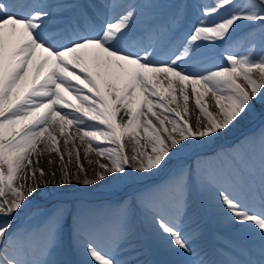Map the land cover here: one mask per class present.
<instances>
[{
	"label": "snow or ice",
	"instance_id": "obj_1",
	"mask_svg": "<svg viewBox=\"0 0 264 264\" xmlns=\"http://www.w3.org/2000/svg\"><path fill=\"white\" fill-rule=\"evenodd\" d=\"M68 7L78 9L76 20L63 30L51 27L54 15ZM101 8L107 15L98 25ZM145 8L155 12L143 35L135 36ZM165 8L175 12L163 19ZM184 9L122 0L83 6L0 0V264H131L99 244L107 238L133 251L138 224L166 254L191 255L200 231L198 197L259 237L260 258L247 264H264V128L258 164L253 155L227 177L181 167L102 218L78 213L69 225L60 205L38 228L13 226L41 187L159 175L174 160L200 157L258 106L264 116V0H212L200 7L183 42L169 47ZM243 21L252 23L253 33L258 23L261 50L253 40L243 52L226 51L223 64L194 70L201 49L234 44ZM92 153L107 163L87 159ZM82 155L98 166L91 178ZM44 156L47 171L40 166ZM186 219L196 232L185 231ZM81 252L86 259H72Z\"/></svg>",
	"mask_w": 264,
	"mask_h": 264
},
{
	"label": "rangeland",
	"instance_id": "obj_2",
	"mask_svg": "<svg viewBox=\"0 0 264 264\" xmlns=\"http://www.w3.org/2000/svg\"><path fill=\"white\" fill-rule=\"evenodd\" d=\"M59 1L61 0H54L52 4H57L59 3ZM62 1H64V3L62 4L74 5V2L76 0ZM94 2L95 5H105L112 2V0H94ZM122 2H134L137 4L145 5H150L152 3L185 5L183 17L187 16L186 21H188V24H183V26L185 27L186 33L182 31L183 27L179 24L175 30L174 35L167 41L168 46L172 47L183 42V40L192 30L193 25L197 21V18L200 16V7L206 4H211L212 0H122ZM53 11L55 12L56 10ZM72 11H74V8L68 7L62 12L56 13V15L66 17L67 15H70ZM100 12L105 16L107 15V9L101 8ZM154 12L155 10L151 8L143 9V15L138 19L136 23V30L134 32L135 36L143 35L144 29L146 27L145 21L150 18L154 14ZM174 12V8H165L160 10V14L163 19H166L168 15ZM239 23L242 24V27L239 28L233 35H236L235 37H237L238 39L234 44L228 46L231 50L223 49L220 46L221 44H223V42H217L216 46L209 45L206 48H202L197 59L194 61V64L196 65L194 70L203 71L205 68L213 67L217 64H223V56L226 51L243 52L249 48L250 43L253 41V38L250 40L244 39L241 37L242 34L240 33L244 32V29H246L251 22L243 21ZM255 40L254 41L257 44L256 51L258 53L261 49L259 47V41L257 37H255ZM240 82L243 83V81ZM210 110H214V108H211ZM262 128H264V121L261 124L257 125L250 132H242L241 135H238L239 131H236L233 134L229 133L228 135L219 139L215 144L211 145L208 149L204 150V153L200 157H185L182 159L174 160L172 164L169 165L168 169H166L159 175H154L153 178H147L145 173H133L132 179L120 183L113 182L112 187H110L108 190L109 194L102 199H97L96 201L88 200L82 196L65 198V200H61L53 197H46L44 196L45 193L43 191H40V195L44 197L35 198L36 203L33 198H29L31 204L29 205L28 209L24 210L23 219L18 225L27 229L38 228L44 223L47 216L57 206L60 205H63L66 208V211L68 213L69 225H71L72 218L78 213L82 214V216L84 217L95 216L102 218L110 212L111 206L124 199L135 196L139 191L143 189L164 183L172 174V172L181 167L192 169L193 172L199 170L201 174L215 172L221 177H227L229 175L223 169H220V167L224 164H230L234 161V167H238L239 164L241 167L249 163V158L253 155H255L256 163L258 164L259 150L256 149L257 146L254 144L258 145V138ZM246 133L250 134V138L240 141V138L243 137V135ZM250 141H255V143H249ZM102 146L111 147L112 145ZM130 147L131 145H127L126 151L130 150ZM237 157H239V161ZM234 167L229 168L231 174ZM115 190L119 191L120 195H116L114 193ZM203 204H205V201L200 198L199 204H197V217L200 231L196 233L195 243L193 244L194 252L191 255L177 256L166 254L147 234V232L143 228V225L140 224H138V227L140 228L139 240L137 241L138 246L133 251L125 250L123 246L116 248L115 243L107 238L102 239L99 246L104 251H113V249H115L114 254L116 255L117 259L129 260L131 261V264H165L166 261H176L178 262V264H199V261H204L205 264H217L213 260L210 261L209 258L211 257V253L218 251L221 246H231V248L236 251V254H234L233 257H240L246 264L249 260H252L245 256L246 253L239 250L237 247H235V245L233 246L231 243H229L231 242L230 240L226 241L223 236L229 234L231 235L229 237L233 239H241V241L245 244V247L250 248L255 252H258L257 243L259 242H244L242 240L244 234L241 236L240 234H234L230 231H226L225 226L231 223L226 218L218 215L216 211L212 212L211 214H208L206 211H202L201 209ZM184 227L186 232H196L197 229L196 224L192 222L188 223L186 221ZM72 259L80 260L86 259V257L81 252V254L79 255H74ZM232 261H235V259L233 258L229 260H223L222 264H230V262Z\"/></svg>",
	"mask_w": 264,
	"mask_h": 264
},
{
	"label": "bare ground",
	"instance_id": "obj_3",
	"mask_svg": "<svg viewBox=\"0 0 264 264\" xmlns=\"http://www.w3.org/2000/svg\"><path fill=\"white\" fill-rule=\"evenodd\" d=\"M26 2L36 3V4H52L53 0H43V1L26 0ZM76 5L82 6V3L79 4L77 2ZM74 16H75V14L68 16V17H64V19H62V20L59 18V16H54L52 23H56L57 20H58V22L63 23L61 25H59V24L56 25L54 28L60 29V30L67 28L69 26V24L74 21ZM205 99L208 101L210 109L213 108L212 107L213 101L210 97V94ZM174 106L175 105H173V107ZM192 106H193V102L190 101V109H192ZM71 131L74 132V129H72ZM81 153H83V146H81ZM52 158L58 159V157H56L55 154H52ZM40 159H41V165L40 166L43 167L45 169V171H47L48 167H49L48 163H47L48 157L44 156V157H41ZM81 159H82V162L84 163L85 169H87L88 176L91 178V176L93 175V170L94 169L97 171L99 170L98 166L95 164H88L87 160L83 157V155L81 156ZM87 159H92V160L99 159L104 163L106 161L103 158L97 157L94 153L90 154V156ZM106 163H107V161H106ZM52 167L55 169V168H58V165H53ZM69 170L75 172V164L69 165ZM59 175H60V173H59V171H57V178H59ZM145 175L147 178L148 177L149 178L154 177V175H151L148 173H145ZM81 179H83V174H81ZM112 185H113V182H112L111 177H109V180H107V181H101L100 183L94 184L91 186H83L82 184L77 183L75 181L72 184L64 185L62 188L61 187H55L52 184H49L46 188L41 187L39 190V194L34 195L33 197H30V198H33V200H35V198H37V197L51 196V195L60 194V193L75 194L78 192H84L87 194H91V193H95V192H108L109 188L112 187ZM40 191H43L45 193V195L41 196ZM198 199H199V197L197 198V204H199ZM201 210L204 212L206 211L208 214L215 212V210L210 208L206 202H205V204H203ZM185 221L188 223H191V220L186 219ZM240 228H241L240 225H233V224H229V225L225 226L226 231H230L231 233H234V234H240L241 236L244 234V237L242 239L244 242H251V243L254 241L259 242V243H257L258 244V252H255L254 250L245 247V244L241 241V239L240 240L233 239V238L229 237V236H231L229 234H226L227 236L224 235L223 236L224 239L226 241L230 240L232 243H234L235 247H237L242 252L246 253L245 256H247V258L252 259V260H258L260 258L258 253H259V249L261 247V241H260L259 237L257 235L252 234V233L241 231ZM212 248H214V247H212ZM233 258L235 259V261H239L240 264H246L240 257H233Z\"/></svg>",
	"mask_w": 264,
	"mask_h": 264
},
{
	"label": "trees",
	"instance_id": "obj_4",
	"mask_svg": "<svg viewBox=\"0 0 264 264\" xmlns=\"http://www.w3.org/2000/svg\"><path fill=\"white\" fill-rule=\"evenodd\" d=\"M182 23V22H181ZM255 27L257 28V31L255 32V33H253V25H252V23H250V25H248L247 26V28L246 29H244L243 31L244 32H242V35H241V37L242 38H245L246 36H248V34L249 33H253L252 34V36L251 37H249L248 39L250 40V39H252L253 38V40H255V37H257V39H258V41L260 40V33H259V30H258V23L255 25ZM236 36V35H235ZM235 36H233V38H234V41H236L238 38L237 37H235ZM256 41V40H255ZM229 45L228 44H225L224 45V47H222L223 49H225V50H231L229 47H228ZM217 52V51H216ZM261 114V110H260V108H259V106L257 107V111H256V113H254L250 118H248L247 120H245V121H242L235 129H233L230 133H235L237 130H239V129H241L242 127H244L245 125H247L249 122H251L253 119H255L258 115H260ZM250 138V134L249 133H246V134H244L243 135V137H241L240 138V141L241 140H244V139H249ZM253 144V143H252ZM254 145H256L257 147V149L259 150V148H258V145L257 144H254ZM250 152V151H249ZM247 155H248V152H247Z\"/></svg>",
	"mask_w": 264,
	"mask_h": 264
},
{
	"label": "water",
	"instance_id": "obj_5",
	"mask_svg": "<svg viewBox=\"0 0 264 264\" xmlns=\"http://www.w3.org/2000/svg\"><path fill=\"white\" fill-rule=\"evenodd\" d=\"M264 121V116H259L257 119H255L253 122H251L249 125L244 127L241 131H239L238 135L242 134V132H247L252 130L255 126H257L260 122ZM237 137V136H236ZM55 198V197H54ZM45 205V204H44Z\"/></svg>",
	"mask_w": 264,
	"mask_h": 264
}]
</instances>
